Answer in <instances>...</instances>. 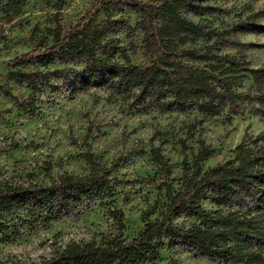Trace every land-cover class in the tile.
<instances>
[{
	"label": "rangeland",
	"instance_id": "1",
	"mask_svg": "<svg viewBox=\"0 0 264 264\" xmlns=\"http://www.w3.org/2000/svg\"><path fill=\"white\" fill-rule=\"evenodd\" d=\"M11 1L0 0V191L20 187L36 192L63 176L96 175L108 182L109 192L83 199L55 219L32 216L26 207L1 215L0 264H41L71 244H98L115 236L131 240L148 222L161 219L167 187L181 188L184 177L195 172L199 151L211 150L200 163L202 173L230 160L244 138L264 131V115L256 102L209 118L197 107L161 110L100 87L73 92L66 81L48 74L63 67L81 69L80 64L15 68L39 73V91L15 82L10 79L15 58L50 47L54 30L68 31L90 8L107 38L122 50L115 59L141 66L148 60L139 15L126 6L105 10L103 0H25L14 15L8 10ZM201 5L211 9L200 14L184 9L182 16L218 36L185 47L208 52L216 60L242 59L253 69L264 68V0H203ZM233 41L243 48L230 46ZM238 82L239 92L254 93L250 77ZM170 222L187 228L197 220L174 215ZM149 264L229 262L182 246L172 249L166 242Z\"/></svg>",
	"mask_w": 264,
	"mask_h": 264
},
{
	"label": "trees",
	"instance_id": "2",
	"mask_svg": "<svg viewBox=\"0 0 264 264\" xmlns=\"http://www.w3.org/2000/svg\"><path fill=\"white\" fill-rule=\"evenodd\" d=\"M203 0H103L105 10L126 6L139 15L144 56L148 64L118 61L122 50L107 38L104 26L96 21L95 9L68 31H53V44L15 58L10 79L39 91V73L15 68L47 67L54 63L81 65L63 67L51 74L67 82L73 92L93 87L111 90L132 99L134 104H151L161 110L185 111L197 107L207 117L224 110L237 112L243 104L256 102L264 115V68H251L242 59H213L207 53L185 47L188 42L218 36L187 21L181 10L200 14L211 9ZM25 0L8 7L18 15ZM230 46L243 48L233 41ZM124 58V57H123ZM196 63L202 64L195 65ZM250 77L254 93L239 92L241 79ZM48 82V81H46ZM204 148L196 156L195 172L184 177L178 191L167 187V204L161 219L148 222L131 240L120 236L98 244H71L56 257L41 264H149L156 261L167 242L169 248L182 246L208 258L229 264H263L264 261V131L244 138L230 160L201 173L200 163L209 158ZM108 182L101 176H63L47 189L29 192L9 187L0 191V216L14 208L26 207L30 215L51 219L66 214L83 199L106 197ZM211 209H204V203ZM147 215V213H146ZM174 215L195 218L187 228L173 225Z\"/></svg>",
	"mask_w": 264,
	"mask_h": 264
}]
</instances>
